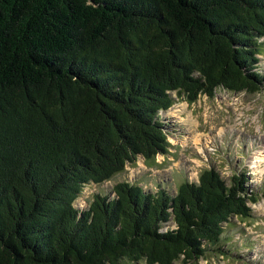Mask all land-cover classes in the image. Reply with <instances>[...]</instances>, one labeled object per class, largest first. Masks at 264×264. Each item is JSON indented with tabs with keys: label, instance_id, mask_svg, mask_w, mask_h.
<instances>
[{
	"label": "trees",
	"instance_id": "obj_1",
	"mask_svg": "<svg viewBox=\"0 0 264 264\" xmlns=\"http://www.w3.org/2000/svg\"><path fill=\"white\" fill-rule=\"evenodd\" d=\"M262 58L264 0H0V264L231 255L223 225L264 196L244 171L141 174L74 202L168 155L176 100L261 92Z\"/></svg>",
	"mask_w": 264,
	"mask_h": 264
},
{
	"label": "rangeland",
	"instance_id": "obj_2",
	"mask_svg": "<svg viewBox=\"0 0 264 264\" xmlns=\"http://www.w3.org/2000/svg\"><path fill=\"white\" fill-rule=\"evenodd\" d=\"M162 116L169 130V154L158 155L150 165L139 158L134 166L127 164L110 181L98 186L86 185L74 202L76 208H85L93 194L110 191L113 184L136 180L141 174L172 181L181 172L196 180L209 167L225 180L233 173L244 171L249 178L245 186L260 185L264 190V89L255 94L217 89L213 98L200 96L193 104L179 99ZM250 206L249 219L233 217L223 225L222 243L232 251L231 255L207 256L195 264H264V196ZM245 238L249 247L243 246Z\"/></svg>",
	"mask_w": 264,
	"mask_h": 264
}]
</instances>
